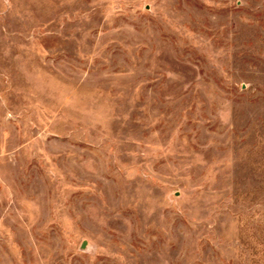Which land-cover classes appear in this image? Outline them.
<instances>
[{
	"label": "rangeland",
	"instance_id": "1",
	"mask_svg": "<svg viewBox=\"0 0 264 264\" xmlns=\"http://www.w3.org/2000/svg\"><path fill=\"white\" fill-rule=\"evenodd\" d=\"M0 264H264V0H0Z\"/></svg>",
	"mask_w": 264,
	"mask_h": 264
}]
</instances>
